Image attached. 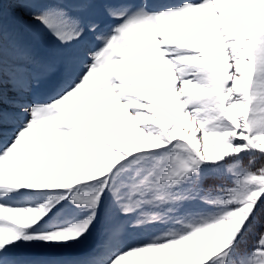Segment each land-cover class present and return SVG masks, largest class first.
Wrapping results in <instances>:
<instances>
[{"label": "snow or ice", "instance_id": "6c2138e0", "mask_svg": "<svg viewBox=\"0 0 264 264\" xmlns=\"http://www.w3.org/2000/svg\"><path fill=\"white\" fill-rule=\"evenodd\" d=\"M0 264H264V0H0Z\"/></svg>", "mask_w": 264, "mask_h": 264}, {"label": "rangeland", "instance_id": "374dc122", "mask_svg": "<svg viewBox=\"0 0 264 264\" xmlns=\"http://www.w3.org/2000/svg\"><path fill=\"white\" fill-rule=\"evenodd\" d=\"M254 238H255V235H254V234L250 235V237H249V243H251V241H252Z\"/></svg>", "mask_w": 264, "mask_h": 264}]
</instances>
